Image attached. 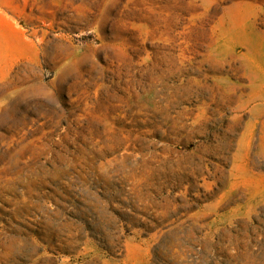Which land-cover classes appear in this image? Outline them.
Wrapping results in <instances>:
<instances>
[{"label":"rangeland","instance_id":"rangeland-1","mask_svg":"<svg viewBox=\"0 0 264 264\" xmlns=\"http://www.w3.org/2000/svg\"><path fill=\"white\" fill-rule=\"evenodd\" d=\"M0 264H264V0H0Z\"/></svg>","mask_w":264,"mask_h":264}]
</instances>
